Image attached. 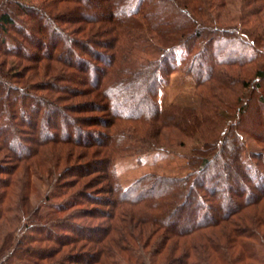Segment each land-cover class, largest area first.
<instances>
[{
  "label": "trees",
  "instance_id": "16d2710c",
  "mask_svg": "<svg viewBox=\"0 0 264 264\" xmlns=\"http://www.w3.org/2000/svg\"><path fill=\"white\" fill-rule=\"evenodd\" d=\"M220 6L224 0L0 2V51L17 60L0 67V264H264V138L255 134L262 147L250 150L241 135L252 96L264 105V32L248 26L254 10L231 23ZM43 22L48 39L29 30ZM25 60L36 76L46 61L50 80L29 82ZM257 63L250 80L229 69ZM175 71L194 76L197 103L161 106ZM236 86L256 92L235 101ZM89 93L96 98L78 99ZM95 109L105 114L91 115ZM166 126L197 138L184 152L189 171H151L124 186L117 159L174 150L159 139ZM49 143L73 145L77 160L58 171L62 152L36 158ZM32 173L51 178L37 206Z\"/></svg>",
  "mask_w": 264,
  "mask_h": 264
},
{
  "label": "rangeland",
  "instance_id": "374dc122",
  "mask_svg": "<svg viewBox=\"0 0 264 264\" xmlns=\"http://www.w3.org/2000/svg\"><path fill=\"white\" fill-rule=\"evenodd\" d=\"M2 0H0L1 2ZM35 1V0H34ZM40 3L41 0H36V2ZM68 7H72L75 5V3H70V4H64ZM62 6V5H61ZM65 7V6H64ZM16 8L14 5L11 7V10ZM74 8V7H72ZM71 10L73 11L74 9ZM217 12L220 14H223L225 18H229L228 21L231 23H241L242 17H244L248 12H252L250 16L247 18L250 19V22H248L249 27H255L260 29V31L264 32V5H260V1L257 0H224V6H220L216 8ZM13 12V11H12ZM14 13V12H13ZM72 13H69L71 15ZM168 15V13L166 14ZM17 16V15H16ZM29 16V15H27ZM74 16V13H73ZM32 24H37L35 23V19L32 20ZM78 24V25H77ZM75 26H80V23H77ZM37 26V25H36ZM49 26L45 22L42 23L41 26L38 25L36 29L30 28V31L37 32L39 36L42 38L48 39V34H49ZM241 29V27H240ZM35 34V33H34ZM34 34L32 33V37H34ZM61 39V38H60ZM63 40V39H62ZM61 40V46L59 51L62 49L64 50V45L65 40ZM62 48V49H61ZM262 49L264 50V42ZM41 50V49H40ZM64 52V51H63ZM87 55V54H86ZM15 58L12 55L5 54L4 52L0 51V67L4 66L6 70L13 64L12 60ZM264 60V59H263ZM15 61H17L15 59ZM5 62V63H3ZM33 61L25 60L23 61L22 65L20 64V67H23L24 69H21V71L26 72V77L29 82H33L34 84L42 83L47 80H50V77L52 75V71L50 72L49 70V65L46 61H42L40 64L39 68V74L36 76L35 71V63H32ZM5 64V65H3ZM55 64H57L55 62ZM257 64H250L247 66L243 67H238V66H231L229 69H231L235 74L241 75L244 77V79L250 80L251 78L254 77L255 75V70L258 67ZM3 68V67H2ZM78 70V75L80 79L84 76H87L88 71L84 69H77ZM179 72V71H175ZM173 72V73H175ZM184 72V71H181ZM170 76V80L165 83L161 89L167 86V84L170 83L172 75ZM187 73V72H185ZM190 74V73H187ZM193 78L194 76L190 74ZM12 78V77H10ZM195 80V78H194ZM264 84V82H263ZM78 86V89H81V91H86L87 88L90 86L88 85H82L81 83H76ZM196 80L195 84L191 86L189 89L186 91H182V86H175V87H170L171 93H176L177 91L179 92V95L176 96L173 100L170 102H164L162 103L160 100V92H159V101L161 103L162 107H166L172 103H180V104H194L197 103V95H196ZM5 90L6 86L3 82H1L0 85V104L3 103L4 95H5ZM256 89L251 86L250 88H244L239 86L235 87L234 93H231L232 100L237 101L238 97L244 93L246 98H250L252 94ZM161 91V90H160ZM264 93V92H263ZM97 94L94 93H89L87 95H83L78 97V99H87L90 100L92 98H96ZM259 93L254 94L252 96L250 103L247 107V110L244 112L243 115V121H242V130L241 135L242 139L247 143L248 148L250 150H259L262 147V143L257 139L255 134L260 135L261 137L264 138V105L259 101ZM230 99V98H228ZM98 103L99 100L97 98ZM2 106V105H1ZM99 106V105H98ZM101 106V105H100ZM228 112H230V118L236 119L238 115L235 113V109H226ZM91 115H101L105 114L101 109H95L93 111H89ZM36 116H38V112L35 113ZM82 114H87V113H82ZM159 139L161 142L165 143L167 146H170L171 149L174 150H152L148 152H143L140 154L136 155H130L126 157H120L116 161V166H117V171L118 175L120 178V181L124 186H128L130 183H132L135 179L140 177L141 175L147 173V172H158L161 174H166V175H184L187 171L190 169V165L188 163V159L184 155V152H188L189 149L196 143H198L197 138L195 137H185L181 131L179 130L178 127L176 126H166L162 128ZM184 140V145H180V142ZM71 144H52L49 143L45 145L42 149L41 152L36 155V158L42 157V156H50V155H55L58 154L59 152H62V155H64V159L58 168L59 169L63 168L66 163L74 162V160H77V156L72 155L71 153ZM77 148V147H76ZM78 149V148H77ZM35 158V159H36ZM31 188H30V200L33 206H37L44 198L47 189L49 188L48 182H50L51 178H41L39 179L34 173L31 175ZM82 178V179H81ZM91 178H93V175L87 176V177H80V181H88ZM49 179V180H48ZM53 179V178H52ZM55 179V178H54ZM65 179H62L64 181ZM101 179L99 178L98 180L96 179V186H102V183L100 181ZM92 184V183H91ZM22 191L21 189H18V192L20 193ZM48 209V206H44L42 208V211H45ZM40 243H34L35 246H38ZM260 255L261 257L264 258V247H260ZM14 264H30L28 261L24 260H17Z\"/></svg>",
  "mask_w": 264,
  "mask_h": 264
},
{
  "label": "crops",
  "instance_id": "0c3cea01",
  "mask_svg": "<svg viewBox=\"0 0 264 264\" xmlns=\"http://www.w3.org/2000/svg\"><path fill=\"white\" fill-rule=\"evenodd\" d=\"M194 84L195 80L190 74L181 71L173 73L170 83L167 84V86L161 89L160 91L161 102H170L171 100L176 98V96L179 95L180 91H177L176 93H171L169 89L170 87H175L179 85L182 86V91H186Z\"/></svg>",
  "mask_w": 264,
  "mask_h": 264
}]
</instances>
